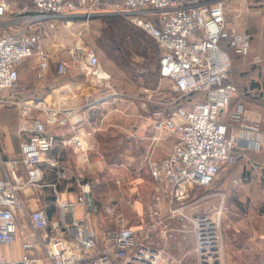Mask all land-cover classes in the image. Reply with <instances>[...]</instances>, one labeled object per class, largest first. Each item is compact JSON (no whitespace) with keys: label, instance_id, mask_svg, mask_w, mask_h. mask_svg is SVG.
Returning <instances> with one entry per match:
<instances>
[{"label":"built area","instance_id":"built-area-1","mask_svg":"<svg viewBox=\"0 0 264 264\" xmlns=\"http://www.w3.org/2000/svg\"><path fill=\"white\" fill-rule=\"evenodd\" d=\"M6 1L0 0V109L16 107L22 142L20 160L0 158L5 173L0 180V247H12L21 238L22 255L17 259L0 255V264H180L171 255L177 232L193 234L195 264H224L223 205L214 217L190 213V191L211 187L221 167L234 162L235 152H260L263 145L240 138L230 128L243 114L241 106L229 113L238 93L230 79L233 57L249 56L252 36L227 28V0H22L23 7L13 11L23 21L36 22L123 17L157 44L161 81L171 83L180 98L202 95L191 109L179 108L168 116L162 111L154 114L155 129L175 135L176 143L166 157L148 160L155 194L141 224L125 226L114 207L110 214L120 225L110 230H102L95 221L89 182L79 184L82 189L74 201L54 190L60 213L56 220L43 209L29 211L20 199V192L42 185L44 159L59 143L83 157L92 133L78 130L59 140L50 128L65 126L71 111L23 96L19 67L36 53V78L43 80L50 57L41 47V33L8 31ZM70 55L67 64L86 79L109 80L94 49L77 44ZM262 60L255 56L253 63ZM66 67L61 64L59 72L65 73ZM159 90L144 89L142 96L153 100ZM20 167L26 180L18 174ZM117 183L123 186L124 180Z\"/></svg>","mask_w":264,"mask_h":264},{"label":"crops","instance_id":"crops-1","mask_svg":"<svg viewBox=\"0 0 264 264\" xmlns=\"http://www.w3.org/2000/svg\"><path fill=\"white\" fill-rule=\"evenodd\" d=\"M6 2L10 7L6 18L8 31L14 34L18 32L41 33L43 42L46 44L51 43L52 38L57 39L56 34H53L52 31L72 24L71 22L74 19L77 20L84 17H75L72 20L50 19L43 22L23 21L19 16L14 15L13 11L23 7L25 1L7 0ZM223 44L225 46L227 43L223 42ZM26 62L19 67V83L25 91L27 90V94L32 96L29 99H33L37 95L40 98L45 97L44 99L46 100L50 99L52 102L59 100L65 105L63 108L65 111H71V113H68V117H70L68 123L65 126L55 125L51 127V132L59 140L78 130L87 134L92 133L86 139L89 151L85 156L82 157L73 148L64 147L59 143L44 159L42 164V185L20 192V199L24 205L28 203L26 201L29 200V196L33 197L28 203L30 209H33V207L44 208L49 218L56 220L60 213L56 209L55 189L59 188L61 192L66 193L68 200L74 201L75 198L69 197L71 194L68 189L71 187L75 188L78 184L82 183L80 179L83 178L81 177L83 173H92L95 168L102 173L112 171V169H109L110 163L118 165L119 169H122L130 166L132 162L141 164L142 161L147 162L149 159H162L174 147L176 137L155 129L153 119L149 117L146 104L134 105L131 97L125 95L112 98L108 93H102L99 89H95L92 80L86 79L82 73L75 69L70 70L71 72L63 76L58 82L50 81L45 86L38 85L33 79L34 76L36 77L38 63L34 66ZM57 66L55 63H50L48 78L57 75ZM153 82L151 86L154 87L151 88L157 90L163 85V82L160 84L159 65L158 75L154 78ZM47 88L49 92L46 91ZM244 99L246 98L241 97V94L236 95L232 100L230 111L233 112L239 106L243 107V115L246 114L247 121L250 124L258 126L257 130L248 129L236 123H229L230 128L233 133L242 139H252L262 142L264 148V116H260V123L258 121V114L246 112V102ZM1 116L4 117L0 113V121H3L4 119ZM258 122L260 125H258ZM0 134V138L5 135L3 142L0 139V158L5 160H20L22 139L20 138L17 125L14 133L10 132L12 136L3 129L0 131ZM134 147H136V151L133 154ZM260 152H235L234 164L237 165L233 168L230 167L231 164L224 166V187L217 188L218 183L216 180L214 185L209 188L192 189L189 195V202L192 203L193 208L190 213L200 214L207 212L210 210V204L213 205L217 198H223V196L225 203L226 197L232 187H238L243 181L247 182L252 175L258 174L260 177L261 173L264 172L262 167L264 158L259 157V162L257 160L254 161L258 163V167H254L251 161L252 159H257L256 155ZM261 159L262 165H260ZM248 165L252 166L251 169ZM18 174L22 179L26 180L27 176L22 167H20ZM3 179H5V173L0 163V180ZM119 179L124 180V185L119 186L121 189L120 193H122V203L119 205V208L124 209L132 202L129 195L136 192V189L132 187L134 185L132 181L139 182L141 179H135L129 175L122 176ZM151 181H153L152 178ZM139 184L137 185L139 186ZM43 187L51 191V206H48L43 192L38 190ZM35 191L36 193H34ZM214 198L216 199L214 200ZM78 209L81 210V208ZM177 224H174L175 228H179ZM257 224L258 228L252 222H238L236 225H232L233 228H236L235 233H232V235L229 233L225 234V255H227L229 260H234L236 252V257H241L240 259H243L244 264H264V230L259 223ZM251 228L255 230L252 231ZM234 237H237L236 242L239 243L236 247ZM172 246L171 254H173L176 262L186 264L189 260H192L190 264H195L193 254L195 238L192 233L184 234L177 232ZM0 255L12 259L21 257L22 239L19 238L12 247H0ZM185 255H187L186 258L184 257ZM183 258L185 259L183 260Z\"/></svg>","mask_w":264,"mask_h":264},{"label":"rangeland","instance_id":"rangeland-1","mask_svg":"<svg viewBox=\"0 0 264 264\" xmlns=\"http://www.w3.org/2000/svg\"><path fill=\"white\" fill-rule=\"evenodd\" d=\"M225 18L226 26L229 30L240 33L245 32L252 36L249 56L247 58L233 57L230 79L239 89L237 95L241 94V97L246 98L244 99L246 102L245 111L250 114H258V121L261 123L260 116H264V0H227ZM71 23L66 27H60L59 30L52 31L53 34H56L57 39L52 38L51 43L46 44L42 40L41 47L50 57V63L58 65L57 75L51 78L46 76L43 80H39L34 76L33 79L36 84L45 86L47 82H58L63 76L68 75L71 72L70 70L73 69V67L67 64L70 62V53L78 43L96 51L100 60V70L104 75L109 77V80L102 81L101 83L92 81L95 89H99L102 93H108L112 98L121 97L122 95L129 96L133 100L134 105L146 104L149 117H152L153 123H155L156 117L154 114L157 111H162L165 116H168L179 108L191 109L195 103L202 100V95L180 98L174 92L173 85L167 81L160 82V84L163 82V85L158 94L152 98L153 100H148L146 96H142L144 89L156 90L155 88H151L154 87L151 85H153V80L158 75L160 53L155 41L142 29L132 25L127 19L120 16L108 15L104 17H83L77 20L74 19ZM255 56L263 59L261 64L257 65L253 63L252 58ZM26 63H31L34 66L37 63L39 64L38 55L35 53ZM63 63L67 65V69L65 73H60L59 68ZM19 87L22 89L23 96L26 99L32 97L27 94V90L25 91L20 83ZM46 91L49 92V89L47 88ZM34 97L42 101L46 100L44 99L45 97L40 98L37 95ZM46 103L52 106L59 105L61 108L65 107L59 100L52 102L49 99L46 100ZM230 110L229 113L232 112ZM242 110H244L243 107ZM0 113L4 115V117L1 116L4 120L0 121V131L3 129L12 136L10 132L14 133L16 125L18 127L19 122L16 107H5L0 109ZM43 117L42 115L41 118ZM236 124L243 125L252 130H257L258 127L255 126L256 124H250L247 121L246 114H242L240 121L236 122ZM167 135L171 134L167 133ZM172 136L175 137V135ZM3 137L0 138L1 142H3ZM262 149L256 155L257 159L251 160L254 167L258 165L259 157L264 158L263 145ZM135 151L136 147L133 148V154ZM233 157L235 158L234 155ZM255 160H257V164L254 162ZM260 163L262 165V159ZM226 165H230L233 168L237 164L232 162ZM226 165H223L216 175L217 181H215L218 183L216 187L219 189L220 187H224V166ZM248 166L251 169L252 166ZM262 167L264 169V164ZM119 168L118 165L110 163L109 169H112V171L102 173L95 168L92 173H83L81 176L83 178L80 179L83 182L80 186L88 182L91 183V197L96 206V211L93 214L96 223L100 224L102 230L117 229L119 227L120 224L117 223V217L110 214V210L114 207L118 208L121 220L123 221L122 224L137 228L145 217L146 208L151 203L155 193L154 181H151L148 171V161H142L141 164L132 162L130 166L122 169ZM125 175L141 180L139 182L131 180L134 183L132 187L136 189V192L129 195L132 202L123 209L119 208V205L122 203V193H120L121 189L117 181ZM138 183H140L139 186L137 185ZM81 189L79 184L75 188H69L68 190L71 194L69 197L76 198ZM38 190L43 192L48 206H51V191L45 187ZM57 190L60 191L59 188ZM66 197L67 195L65 194L62 198ZM31 198L33 197L29 196V200L26 202L29 203ZM28 203H25V205L29 211L44 210L41 207L30 209ZM55 203L56 209L59 211L56 198ZM221 205H223V209L221 210V226L224 240V264H244L245 262L243 259H240L241 257H236V252L234 260H229L227 255H225V234L229 233L232 235V233H235L236 228H233L232 225H236L238 222H252L257 228V223H259L264 230V172L261 173L260 177L258 174L252 175L247 182L243 181L238 187H232L226 197L225 203L224 196L223 198H217L213 205L210 204V210L204 212V214L211 213L212 217L217 216ZM251 229L252 231L255 230ZM246 231L248 230L246 229ZM234 239L236 242L237 237H234ZM237 244L239 243L236 242L235 247ZM171 255L173 256V254ZM191 262L192 260H189L186 264H190Z\"/></svg>","mask_w":264,"mask_h":264}]
</instances>
